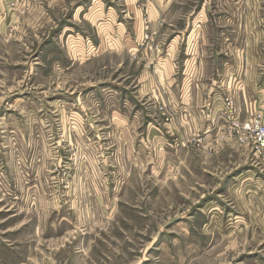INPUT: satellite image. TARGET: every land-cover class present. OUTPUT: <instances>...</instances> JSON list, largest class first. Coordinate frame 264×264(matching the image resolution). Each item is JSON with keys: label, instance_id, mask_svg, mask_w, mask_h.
<instances>
[{"label": "rangeland", "instance_id": "374dc122", "mask_svg": "<svg viewBox=\"0 0 264 264\" xmlns=\"http://www.w3.org/2000/svg\"><path fill=\"white\" fill-rule=\"evenodd\" d=\"M263 81L264 0H0V264H264Z\"/></svg>", "mask_w": 264, "mask_h": 264}, {"label": "built area", "instance_id": "2783aa9c", "mask_svg": "<svg viewBox=\"0 0 264 264\" xmlns=\"http://www.w3.org/2000/svg\"><path fill=\"white\" fill-rule=\"evenodd\" d=\"M227 104L234 112L236 109L235 100H230ZM233 123L239 131H243L244 135H249L252 138L258 151H264V118L261 113H256L249 121L236 120Z\"/></svg>", "mask_w": 264, "mask_h": 264}, {"label": "crops", "instance_id": "0c3cea01", "mask_svg": "<svg viewBox=\"0 0 264 264\" xmlns=\"http://www.w3.org/2000/svg\"><path fill=\"white\" fill-rule=\"evenodd\" d=\"M153 6H154V1H153ZM174 44H175V41L173 43V46L176 47ZM263 86H264V81L262 82L261 88L257 87V99H256L255 108L256 107L259 108L260 106L264 107V87ZM259 94H261V97L259 96Z\"/></svg>", "mask_w": 264, "mask_h": 264}]
</instances>
